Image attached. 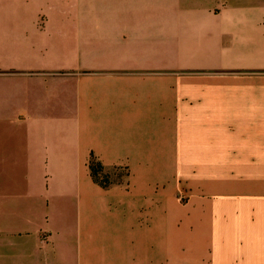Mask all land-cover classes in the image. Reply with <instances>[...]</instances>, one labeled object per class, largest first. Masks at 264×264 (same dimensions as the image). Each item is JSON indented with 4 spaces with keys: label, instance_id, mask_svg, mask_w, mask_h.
<instances>
[{
    "label": "crops",
    "instance_id": "1",
    "mask_svg": "<svg viewBox=\"0 0 264 264\" xmlns=\"http://www.w3.org/2000/svg\"><path fill=\"white\" fill-rule=\"evenodd\" d=\"M171 151L179 264H264V0H0V264H170L153 211L98 219L153 208L134 163ZM93 159L132 173L103 187Z\"/></svg>",
    "mask_w": 264,
    "mask_h": 264
},
{
    "label": "rangeland",
    "instance_id": "2",
    "mask_svg": "<svg viewBox=\"0 0 264 264\" xmlns=\"http://www.w3.org/2000/svg\"><path fill=\"white\" fill-rule=\"evenodd\" d=\"M100 162V161H99ZM134 178L132 182L134 186H138V175H152L154 180V209L144 208L134 215L130 206L125 205L124 200L108 198V211L101 216L103 223L111 225L110 230L115 231L114 228H124L131 223H142L144 220L150 219L151 223L156 227L155 231V256L159 261V257L166 258L170 264H179V257L182 250L179 247V226L183 222L181 217V208L188 203V196L191 195L189 189L185 188L183 183L179 181V164L177 162V152H170V162H135L134 163ZM132 170L129 166H120L112 170H104L100 175L101 180L104 179L108 185L116 183H124L127 176L131 175ZM106 180V181H105ZM101 186L103 184L99 183ZM109 186V187H110ZM152 197V196H151ZM137 197L135 198V200ZM144 228V227H143ZM125 229V228H124ZM116 232V231H115ZM132 231L120 232L122 241H118L116 246H108L107 248L115 249L119 253H111V255H120L126 260L135 251L136 242L131 241L130 237ZM164 241V243H163ZM163 243V244H162ZM112 250H110L111 252ZM162 260V258H160ZM159 262L158 264H162ZM157 264V263H156Z\"/></svg>",
    "mask_w": 264,
    "mask_h": 264
},
{
    "label": "trees",
    "instance_id": "3",
    "mask_svg": "<svg viewBox=\"0 0 264 264\" xmlns=\"http://www.w3.org/2000/svg\"><path fill=\"white\" fill-rule=\"evenodd\" d=\"M90 168H91V172H92V176L94 177V179L98 182L103 184V187H109L110 185H108L106 182H104V179L101 180L100 175L103 172V169L105 170L104 166L102 165L101 162H99L96 159H93L90 162ZM106 181V180H105Z\"/></svg>",
    "mask_w": 264,
    "mask_h": 264
}]
</instances>
